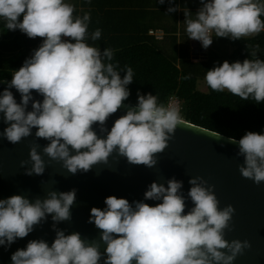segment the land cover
Masks as SVG:
<instances>
[{"label": "clouds", "instance_id": "1", "mask_svg": "<svg viewBox=\"0 0 264 264\" xmlns=\"http://www.w3.org/2000/svg\"><path fill=\"white\" fill-rule=\"evenodd\" d=\"M200 2L202 7L194 17L188 10L184 13V23L188 38L199 41L205 49L212 44L213 34L240 40L264 31L262 0ZM177 10L167 9L169 13ZM74 12L75 6L65 0H0V18L7 30L18 29L43 41L0 93V113L8 125L0 136L17 144L35 128V138L48 141L43 155L61 163L72 175L108 164L113 153L131 165L153 168L157 154L168 147L177 126L183 125L180 107L176 103L165 106L158 103L156 95L138 92L135 107H128L110 129L105 128L108 118L130 95L127 86L133 81V70L126 66L121 78L119 65L112 63L113 50L101 52L88 43L89 38L95 42L101 37L98 28L89 37L90 14L74 16ZM251 56L256 57L255 50ZM205 80L213 91L227 90L244 101L251 97L256 103L264 102V60L231 64L225 60L207 70ZM11 88L20 94L19 103ZM33 91L43 97L42 101L33 98ZM94 125L106 135H98ZM212 136L222 138L219 132ZM228 139L238 144L237 156L243 157L238 166L241 176L257 185L264 182V134L249 131L238 141ZM38 148L39 144H31L29 160L20 162L25 175L45 171ZM27 164L31 167H25ZM188 183L187 199L193 207L187 213L183 182L174 177L166 181V187L151 182L142 200L106 197V207L91 208L87 221L100 230L99 242L56 227L72 219L76 188L48 191L43 199L12 195L0 199V245L28 236L51 215L55 232L51 246L43 239L30 240L11 255L12 264H100L101 260L103 264H233L251 247L247 240L225 239V231L232 230L235 209L230 204L220 208L214 185L202 177H191ZM147 200L159 203L151 206L144 202ZM100 242L106 245L103 253Z\"/></svg>", "mask_w": 264, "mask_h": 264}, {"label": "water", "instance_id": "2", "mask_svg": "<svg viewBox=\"0 0 264 264\" xmlns=\"http://www.w3.org/2000/svg\"><path fill=\"white\" fill-rule=\"evenodd\" d=\"M7 80H0V93L7 87ZM20 102V94L15 88L9 89ZM36 100L43 99L35 91L32 92ZM128 107H135L124 103L123 106L108 118L105 128L110 129L113 122L124 115ZM31 110V102L28 109ZM8 125L3 122L0 113V133ZM94 130L100 136L99 126ZM36 129L32 135L23 138L19 143L12 144L0 136V199L12 195H23L30 200L45 198L48 191L67 192L77 189L76 202L73 205L72 219L56 225L65 230L66 234L79 232L82 239L99 242L100 230L94 224L88 223L90 209L93 207L104 209V200L108 196L125 198L129 202L142 200L147 186L155 181L165 184L170 178L183 182L182 192L186 197L185 213L193 207L187 192L191 187L188 183L191 177H202L209 185H214V192L219 200V207L232 205L235 209L231 221V231H225V239L249 241L251 247L238 255L233 264H264V182L257 185L252 180L243 178L238 170L243 157L237 156L238 144L229 142V137L221 135L219 140L212 135L216 132L191 124L183 120V125L177 126L175 133L168 142V147L157 154V164L153 168L143 165H131L126 158L115 153L109 157L108 164L94 165L87 173L69 174L61 163L50 161L42 153V148L48 143L44 139L35 138ZM238 141V140H237ZM36 143L37 149L45 160V171L42 175H25V169L20 167L21 161L29 160V147ZM25 167H31L27 164ZM154 206L159 201H144ZM53 221L49 215L46 221L34 226L28 236L17 238L11 245H0V264H12L11 255L17 249H24L30 240H45L49 246L55 238L52 230ZM104 245L100 242V251ZM100 264H103L101 260ZM135 264V262H133Z\"/></svg>", "mask_w": 264, "mask_h": 264}, {"label": "trees", "instance_id": "3", "mask_svg": "<svg viewBox=\"0 0 264 264\" xmlns=\"http://www.w3.org/2000/svg\"><path fill=\"white\" fill-rule=\"evenodd\" d=\"M77 15L75 11L74 16ZM261 19L264 20V16ZM92 32L93 28H90L89 37ZM99 41L102 42L101 52L105 48L113 50L112 63L119 65L117 70L121 78L126 66L133 70V81L127 86L130 95L124 103L135 106L139 92L141 95H156L158 103L166 106L168 98L174 95L180 101L183 120L191 124L235 140L249 131L264 134V102L256 103L251 97L244 101L227 90L213 91L208 85L206 92L196 89L197 79L205 78L207 70L225 60L230 64L243 62L244 59L264 60V31L240 40L229 39L233 50L225 59H208L200 63L181 60L178 65L175 58L162 53L146 37L110 36ZM42 42V38H29L18 29L7 30L5 21L0 18V80L10 81L14 71L31 57ZM254 50L256 57L251 56ZM185 76L190 78L183 79Z\"/></svg>", "mask_w": 264, "mask_h": 264}, {"label": "crops", "instance_id": "4", "mask_svg": "<svg viewBox=\"0 0 264 264\" xmlns=\"http://www.w3.org/2000/svg\"><path fill=\"white\" fill-rule=\"evenodd\" d=\"M65 2L73 4L78 15L85 12L90 14L88 30L93 28L94 32L97 28L100 29V38L146 37L162 53L175 58L176 65L181 60L200 63L208 59H225L233 50L228 43L230 38L216 37L213 34L212 44L206 50L200 49L197 40L188 38L184 13L188 10L194 17L197 10L202 7L200 0H171V3L165 0L163 4L158 0H65ZM169 7H176L178 10L169 13L167 11ZM148 30L162 31L163 39L154 40L147 34ZM88 43L102 48V42L99 40L93 42L89 38Z\"/></svg>", "mask_w": 264, "mask_h": 264}, {"label": "built area", "instance_id": "5", "mask_svg": "<svg viewBox=\"0 0 264 264\" xmlns=\"http://www.w3.org/2000/svg\"><path fill=\"white\" fill-rule=\"evenodd\" d=\"M147 34L149 35V36H151L154 40H162L163 39V37H164V34H163V32L162 31H160V30H148V32H147ZM197 43H198V46L200 47V49H202V50H206L205 48H203L202 47V45H201V43L199 42V41H197ZM210 47V46H209ZM208 47V48H209ZM207 48V49H208ZM172 103H176V104H178V106L180 107V109H181V105H180V101L177 99V97L176 96H170L169 98H168V100H167V102H166V106H168L169 104H172Z\"/></svg>", "mask_w": 264, "mask_h": 264}, {"label": "rangeland", "instance_id": "6", "mask_svg": "<svg viewBox=\"0 0 264 264\" xmlns=\"http://www.w3.org/2000/svg\"><path fill=\"white\" fill-rule=\"evenodd\" d=\"M250 37V36H248ZM196 89L199 92H206L207 91V83L205 78H198L196 83Z\"/></svg>", "mask_w": 264, "mask_h": 264}]
</instances>
